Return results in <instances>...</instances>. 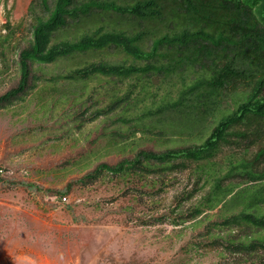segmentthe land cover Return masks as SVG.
<instances>
[{
    "label": "rangeland",
    "instance_id": "rangeland-1",
    "mask_svg": "<svg viewBox=\"0 0 264 264\" xmlns=\"http://www.w3.org/2000/svg\"><path fill=\"white\" fill-rule=\"evenodd\" d=\"M30 2H0V35H5L6 21L15 29L0 46V95L17 84L19 52L32 39ZM99 59L113 63L125 58L110 53L87 61ZM83 63L76 58L34 64V75L42 79L36 88L24 100L0 108V264H245L222 243L230 236L261 237L264 232L215 227L213 223L230 214L221 206L192 218L190 211L203 201L211 185L198 179L195 163L171 173L103 174L81 183L99 163L115 165L140 150L160 152L201 142L141 132L135 121L115 122L156 109L164 92L171 89L160 77L152 78L154 86L148 87V94L139 87L128 105L123 103L112 114L90 121L96 109L124 97L131 82L101 76L85 87L65 80L45 81ZM85 107L89 108L82 115ZM223 107H233L231 97ZM153 122L150 117L142 121ZM259 146L234 154L251 157ZM232 152L223 146L213 159L215 169L223 168L221 173L216 171L219 175L226 172ZM240 182L233 178L223 186ZM62 194L67 201L61 200Z\"/></svg>",
    "mask_w": 264,
    "mask_h": 264
},
{
    "label": "trees",
    "instance_id": "trees-1",
    "mask_svg": "<svg viewBox=\"0 0 264 264\" xmlns=\"http://www.w3.org/2000/svg\"><path fill=\"white\" fill-rule=\"evenodd\" d=\"M28 14L32 39L19 52L18 82L0 95V108L24 100L36 88L42 79L34 75V64L79 58L84 60L82 66L45 81L65 80L85 87L101 76L131 82L124 97L96 109L90 121L112 114L123 103L128 105L139 87L148 94V87L154 86L152 78L160 77L171 88L162 95L161 104L136 119L115 122L135 121L136 130L163 138L201 140L160 152L140 150L115 165L99 163L81 183L103 174L171 173L195 163L198 179L211 185L190 216L197 218L221 206L230 214L213 223L215 227L264 232V0H31ZM2 30L3 48L15 29L6 21ZM110 53L125 59L87 61ZM160 86L156 87L160 90ZM227 97L232 98L233 107H223ZM146 117L154 122L143 124ZM165 124L166 129L157 130ZM257 145L261 146L251 157L234 154ZM223 146L233 152L226 172L219 175L223 168L215 169L213 159ZM233 178L241 182L223 186ZM222 245L245 264L264 262V236H230Z\"/></svg>",
    "mask_w": 264,
    "mask_h": 264
},
{
    "label": "built area",
    "instance_id": "built-area-1",
    "mask_svg": "<svg viewBox=\"0 0 264 264\" xmlns=\"http://www.w3.org/2000/svg\"><path fill=\"white\" fill-rule=\"evenodd\" d=\"M62 201H67V196H65V197H62Z\"/></svg>",
    "mask_w": 264,
    "mask_h": 264
}]
</instances>
